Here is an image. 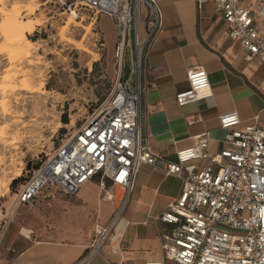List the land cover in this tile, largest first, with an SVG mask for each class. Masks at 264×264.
<instances>
[{
  "label": "built area",
  "instance_id": "built-area-1",
  "mask_svg": "<svg viewBox=\"0 0 264 264\" xmlns=\"http://www.w3.org/2000/svg\"><path fill=\"white\" fill-rule=\"evenodd\" d=\"M213 1L246 58L264 63V37L256 30L252 11L241 0ZM75 5L113 21L116 80L109 96L21 186L18 205L32 203L44 189L75 195L96 174L130 194L140 166L146 164L183 181L178 198L159 216L174 226L163 235L166 260L264 264V130L256 123L241 126L238 112H227L219 117L227 130L219 152L211 153L209 138L202 136L179 150L176 162L157 158L147 149L140 108L144 58L163 28L161 7L156 0H77ZM257 13L264 19V0H257ZM188 80L189 88L176 95L180 106L200 101L210 87L202 67L190 70ZM109 231H103L89 256L100 252Z\"/></svg>",
  "mask_w": 264,
  "mask_h": 264
},
{
  "label": "crops",
  "instance_id": "crops-1",
  "mask_svg": "<svg viewBox=\"0 0 264 264\" xmlns=\"http://www.w3.org/2000/svg\"><path fill=\"white\" fill-rule=\"evenodd\" d=\"M241 1L252 11L256 30L264 37L257 0ZM156 2L163 12V28L146 49L140 108L148 151L173 163L179 150L207 136L209 151L217 153L227 133L219 117L232 111L240 115L241 126L256 123L264 130V63L258 57L246 58L240 43L229 36L215 2ZM98 19L99 33L113 45V21L104 14ZM198 67L208 72L210 87L200 101L180 106L176 95L189 88V71ZM182 184L181 177L143 164L130 194L101 174L72 196L44 189L35 200L41 194L54 198L60 192L67 196L63 206L68 211L52 231L32 226L33 230L25 228L18 234L17 227L10 228L0 242V264H179L164 258L163 235L171 234L174 226L159 216L178 198ZM96 223L102 231L94 239ZM108 228L100 252L89 256Z\"/></svg>",
  "mask_w": 264,
  "mask_h": 264
},
{
  "label": "rangeland",
  "instance_id": "rangeland-1",
  "mask_svg": "<svg viewBox=\"0 0 264 264\" xmlns=\"http://www.w3.org/2000/svg\"><path fill=\"white\" fill-rule=\"evenodd\" d=\"M20 1L22 25L33 26L25 32L33 42L30 53L11 43L0 13V242L10 228L20 234L32 226L47 232L58 226L67 196L41 194L18 205V191L109 96L116 80L115 41L108 45L101 36L97 16L76 6L77 0H36L31 13ZM94 226L95 239L102 230Z\"/></svg>",
  "mask_w": 264,
  "mask_h": 264
},
{
  "label": "bare ground",
  "instance_id": "bare-ground-1",
  "mask_svg": "<svg viewBox=\"0 0 264 264\" xmlns=\"http://www.w3.org/2000/svg\"><path fill=\"white\" fill-rule=\"evenodd\" d=\"M12 0H0V13L6 18V24L9 28V39L12 44L18 46V47H24L26 48L25 52L30 53V48H33V42L28 39L25 35L26 31H32L33 26L29 25L28 27L24 28L22 25V15H21V9L23 8V5L21 4L20 0H14L13 7L11 9H7L9 2ZM27 3L24 10L27 13L34 12L35 8L37 7L36 0H24ZM77 15V14H76ZM25 53V54H26ZM10 182V181H9ZM9 182L5 183L2 186L3 190H8ZM2 191V190H1Z\"/></svg>",
  "mask_w": 264,
  "mask_h": 264
},
{
  "label": "trees",
  "instance_id": "trees-1",
  "mask_svg": "<svg viewBox=\"0 0 264 264\" xmlns=\"http://www.w3.org/2000/svg\"><path fill=\"white\" fill-rule=\"evenodd\" d=\"M65 121H66V119H65ZM18 181H19L18 179L14 180L12 185L16 184Z\"/></svg>",
  "mask_w": 264,
  "mask_h": 264
}]
</instances>
